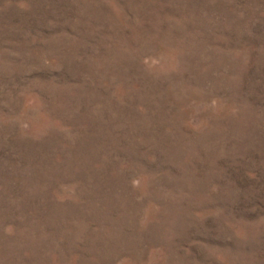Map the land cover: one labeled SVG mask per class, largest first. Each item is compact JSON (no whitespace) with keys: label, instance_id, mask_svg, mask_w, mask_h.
<instances>
[{"label":"rangeland","instance_id":"374dc122","mask_svg":"<svg viewBox=\"0 0 264 264\" xmlns=\"http://www.w3.org/2000/svg\"><path fill=\"white\" fill-rule=\"evenodd\" d=\"M0 264H264V0H0Z\"/></svg>","mask_w":264,"mask_h":264}]
</instances>
